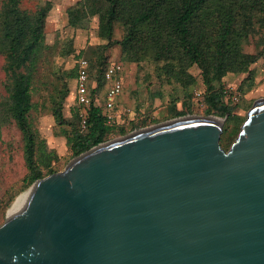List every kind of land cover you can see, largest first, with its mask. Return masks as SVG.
I'll return each instance as SVG.
<instances>
[{
    "label": "water",
    "instance_id": "water-1",
    "mask_svg": "<svg viewBox=\"0 0 264 264\" xmlns=\"http://www.w3.org/2000/svg\"><path fill=\"white\" fill-rule=\"evenodd\" d=\"M98 144L15 196L0 264H264V93Z\"/></svg>",
    "mask_w": 264,
    "mask_h": 264
},
{
    "label": "trees",
    "instance_id": "trees-1",
    "mask_svg": "<svg viewBox=\"0 0 264 264\" xmlns=\"http://www.w3.org/2000/svg\"><path fill=\"white\" fill-rule=\"evenodd\" d=\"M21 1L3 0L0 4V55L5 58L6 73L3 83L6 96H0V131L14 123L22 135L28 171L22 183L26 189L36 180L58 172L55 168L58 156L47 149L29 119L34 107V77L49 50L44 32L47 15L40 10L22 9ZM67 19L72 28H82L85 22L97 20V37L104 41L87 54L82 50L75 55L77 61H88L92 102L84 107H73L71 119L65 120L62 102L68 94L67 89L52 100L55 122L67 125L61 135L72 158L114 135L127 133L124 122L107 125L101 107L108 87L103 74L111 63L106 52L114 45L120 48L121 61L128 64L148 62L154 66L161 88L164 84L170 87L169 105L177 108L180 104L186 109L175 111V116L192 112V104L196 105L189 93L195 83L189 69L196 66L202 78L205 104L201 115L223 118L228 114L220 146L224 151L230 148L238 134L229 137L228 130L231 126L239 129L245 118L235 114L236 104L224 98L222 78L227 74L249 73L250 76L237 87L242 94L247 92L243 84L252 80L250 66L264 55V35L258 55L243 52L242 44L256 33L257 25L264 30V0H78L67 9ZM116 26L123 32L120 40H113ZM100 90L104 95H99ZM159 95L163 93L156 94ZM81 109L86 114L85 130L80 127ZM131 123L135 129L148 122Z\"/></svg>",
    "mask_w": 264,
    "mask_h": 264
},
{
    "label": "rangeland",
    "instance_id": "rangeland-1",
    "mask_svg": "<svg viewBox=\"0 0 264 264\" xmlns=\"http://www.w3.org/2000/svg\"><path fill=\"white\" fill-rule=\"evenodd\" d=\"M2 1L0 0V4ZM77 1L22 0L20 4L22 9L40 10L47 15L44 32L45 42L49 46V50L43 61L38 65L34 77L32 92L34 107L29 113V119L39 138L45 142L47 149L57 154L58 161L55 162V168L58 172L62 171L75 157H71L66 140L61 135L63 127L66 128L67 125L57 124L54 120L51 111L52 100L58 98L67 89L68 94L62 102V115L65 120L71 119L72 108L76 106L74 96L76 76L74 77V75H76L77 59H75V55L82 50L87 54L92 47L104 42L97 37V20L95 19H92L89 23L85 22L82 28L68 26L67 9ZM256 28V33L252 34L242 44V50L245 53L258 55L262 49L259 43L264 35V30L259 25ZM122 34V29L116 26L113 40H120ZM70 51L71 53L68 54ZM106 54L110 62L118 61L123 64V90L118 105L128 109L129 112L127 115L122 116L120 120L121 123L124 122L127 133L125 135H114L105 142L129 135L135 130L153 127L187 115L202 116V111L193 104L192 112L181 116L174 115L175 111L180 109L185 111L186 109L180 104L177 105V108L169 105L168 93L170 87L164 84L161 88V81L155 76L152 64L148 62L128 64L121 61L118 45L110 47ZM4 66L5 58L0 55V96H6L3 86L6 80ZM250 69L253 78L243 84V88L247 89V92L245 94L239 92L240 101L235 103L234 110L235 114L245 119L256 95L264 93V55L260 56L250 66ZM189 72L195 79L194 85L189 90V93L193 94L194 89L203 87L202 78L200 70L196 66H192ZM249 76V73L227 74L222 78V82L224 85L237 88ZM99 92L100 96L104 95L101 90ZM160 92L163 93V96H156ZM142 120L148 122L146 126L140 125L135 129L132 128L131 121L139 122ZM239 130L240 128L231 126L227 135L235 137ZM27 172L22 135L14 123H9L0 131V225L5 221L8 208L15 196L25 190L22 181Z\"/></svg>",
    "mask_w": 264,
    "mask_h": 264
},
{
    "label": "built area",
    "instance_id": "built-area-1",
    "mask_svg": "<svg viewBox=\"0 0 264 264\" xmlns=\"http://www.w3.org/2000/svg\"><path fill=\"white\" fill-rule=\"evenodd\" d=\"M76 63L75 102L77 106L84 107L89 105L94 99V96L89 90V64L85 59H79ZM123 72V64L118 61H113L107 66L103 74V79L107 82L108 87L105 91L101 107L105 122L109 126L120 121L122 116L127 115L129 112L128 109H124L118 105L119 97L123 90ZM222 94L226 100H230L232 103H238L240 101L241 96L237 88L224 85L222 88ZM192 95L195 99L196 107L200 111L205 109L202 90L194 89ZM79 118L81 119L80 127L82 130H85L87 120L84 109L80 110Z\"/></svg>",
    "mask_w": 264,
    "mask_h": 264
}]
</instances>
